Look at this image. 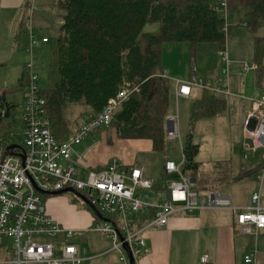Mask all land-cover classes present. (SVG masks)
Listing matches in <instances>:
<instances>
[{
	"label": "trees",
	"instance_id": "16d2710c",
	"mask_svg": "<svg viewBox=\"0 0 264 264\" xmlns=\"http://www.w3.org/2000/svg\"><path fill=\"white\" fill-rule=\"evenodd\" d=\"M226 1L227 10L247 9L244 25L250 31L257 33L264 29V0ZM219 2L55 0L63 22L55 38L47 37L44 43L52 44L58 65L57 78L53 85L41 88L55 137L59 141L67 140L82 125L79 126L78 119L87 110L92 113L90 117L99 113L125 83H130L137 89L124 100L106 129L115 128L120 138L150 139L155 150L166 153L170 140L167 132L170 78L163 65V45L165 42H187L192 55L205 42H218L221 52L226 50L230 26ZM29 22L30 16H22L14 32L13 40L19 49L31 47L35 37ZM148 23H157L158 29L145 31ZM254 60L261 74V84L264 78V34L255 37ZM53 75L51 71L49 77ZM220 75L221 69L218 72L221 78ZM20 81L21 89L27 92L30 83L27 67ZM13 91L9 89V92ZM7 93L8 90L0 91V151L5 153L10 148L19 152L24 146L18 141L12 122L17 103L9 100ZM227 107L225 98L203 90L193 97L191 129L200 118L222 114ZM77 110L79 114L74 117ZM199 151L200 145L194 142L190 132L183 142L185 161L182 172L189 178H198L197 190L205 186L199 176L201 164L196 160ZM229 164H216L219 181L228 174ZM260 168L261 165L243 169L236 179H232L258 176ZM176 177L168 174L164 165L161 177L154 182L155 190L163 188V182ZM79 192L85 195L84 191ZM41 196L45 201L49 194ZM93 205L95 209L86 204L96 223L103 220L116 222L117 218L104 212L98 203Z\"/></svg>",
	"mask_w": 264,
	"mask_h": 264
},
{
	"label": "built area",
	"instance_id": "2783aa9c",
	"mask_svg": "<svg viewBox=\"0 0 264 264\" xmlns=\"http://www.w3.org/2000/svg\"><path fill=\"white\" fill-rule=\"evenodd\" d=\"M219 1L227 16V1ZM42 41L46 42L47 37H43ZM222 54L224 80L229 82L230 59L226 50ZM248 68V63H244V69ZM27 70L30 83L23 113L24 148L19 151L23 150L24 159L14 154L2 158L4 153L0 151V248L8 250V243L11 242V253L0 257V264H81L84 260L77 255V247L72 242L74 231L48 213L42 193L37 191L35 184L45 191L68 187L84 191L93 204L98 203L104 212L115 216L116 222L103 220L97 222L94 229L111 238L112 249L120 253V260L125 264H130V259L124 244L127 243L134 255L145 244L144 238L139 236L141 229L132 228L129 220L131 213L147 214L148 226L162 227L179 210L195 213L202 209H232L242 233L257 234L259 229L264 228L261 188L253 193L251 205L245 207L233 205L228 194L213 188L208 189L206 195H201L195 188L196 182L182 172L184 155L180 163L173 159L165 162L166 172L177 176L169 181L165 198L153 195L154 181L145 175L143 167L135 165L127 168L117 160L110 161L103 169H91L86 179H80L77 168L73 164L64 165L62 161H71L75 146L85 137L108 127L114 113L137 87L125 83L107 101L102 111L85 121L67 140L59 141L52 132L46 114V99L31 63L27 65ZM177 83L179 95L186 97L191 95L194 86L216 93L228 91L201 82L196 74L187 81L179 80ZM253 119L256 121L253 122ZM168 120V137L180 138L177 117L172 116ZM245 126L247 137L252 139L254 147L264 148V93L255 95L253 112L249 113ZM246 148L251 146L246 144ZM258 179L262 184L264 160ZM62 233L65 235L62 243L43 239ZM255 252L246 257L247 262L253 260ZM199 264H211L208 255H203Z\"/></svg>",
	"mask_w": 264,
	"mask_h": 264
},
{
	"label": "crops",
	"instance_id": "0c3cea01",
	"mask_svg": "<svg viewBox=\"0 0 264 264\" xmlns=\"http://www.w3.org/2000/svg\"><path fill=\"white\" fill-rule=\"evenodd\" d=\"M29 3L30 0H0V15L3 10H12L14 15L17 12H23L22 16H29L28 13L31 9L28 6ZM33 16L30 17L33 18ZM37 20L40 21L39 17H37ZM252 45L250 46L254 50V44ZM230 58L232 60L229 62V82L225 87L221 86V78L224 79V75H222L223 59L220 60L219 65L221 78L218 73L213 75L212 72L210 76L212 80L207 75H201L202 77H200L195 68V71L193 69L190 74L184 76V74H179L178 71L173 70L171 65L165 66L163 64L166 75L173 77L172 80L169 77L168 118L175 116L173 112L175 103L177 104L178 116L185 117V114L192 108L193 97L198 96L203 90L208 91V89L205 90L201 86H194L189 97L179 95L178 80L187 81L193 74H196L201 82H207L211 87L220 86L227 89V93H216L212 90L209 93H216L225 98L228 106L238 108V105L242 104L243 101L246 108L242 110V114L245 115L246 120L249 113L253 112L250 109H253L255 95L264 93V78L260 84L261 74L258 72L255 61L253 66L248 63L249 68L244 69V63L247 62L239 61L240 57L233 55V53H231ZM249 70H254V73L251 74V85H241L244 76L248 75L246 72ZM211 82H215V84ZM79 110H77L74 117H77ZM225 113L226 111L222 114L203 118L213 117L219 120ZM91 115L92 113L87 110L86 114L78 119L79 126L87 121ZM256 116H258L257 113ZM74 117L72 116V118ZM224 120L226 121V116ZM255 121L253 119V122ZM21 128V132H17L14 128L17 139L19 137L23 138L25 129L23 116ZM167 159L175 160L170 154L155 150L152 140L147 138H120L115 128H107L85 137L81 143L75 146L71 161L63 160L62 164H73L77 168L78 177L86 179L91 169H103L110 161L117 160L127 168L132 165L143 167L145 175L156 182L162 175ZM228 159L230 158L216 159L218 161L213 164L214 178L216 176L220 177L217 173L216 164L219 162L227 163L229 162ZM250 159L249 163L244 165L237 155V161L229 162L230 164L227 166H230V170L228 174H225L224 180L221 179L220 181L230 187V190L221 192L228 194L235 206L245 207L251 205L253 193L260 188L262 192L261 203L264 205V181L261 184L258 176L234 180L243 169H252L261 165L264 160V152L261 153L260 158L256 154ZM175 161L180 163L182 160ZM198 162H200L202 168V161ZM199 176L202 178L201 170ZM195 179L194 182H197L198 178ZM168 183L169 180L163 182V188L159 190L154 188L153 195L165 198L162 195H164ZM214 188L216 187L213 186ZM51 196L45 199L47 211L66 228L74 231L72 242L77 247V255L84 259L81 264H125L120 260V253L112 249L111 238L94 229L96 221L87 206L83 207L77 201H73L62 194ZM129 220L132 222L133 229H141L139 236L145 240V244L135 254L136 264H199L201 257L205 254L208 255L211 264H264V228L259 229L257 234L242 233L232 209H202L195 213L179 210L170 217L168 224L162 227L148 226L149 217L147 214L131 213L129 214ZM60 235H62V239L57 243H62L65 240V235L63 233ZM253 252H255L253 260L247 262L246 257ZM5 256H8V251L4 249L0 253V257Z\"/></svg>",
	"mask_w": 264,
	"mask_h": 264
},
{
	"label": "rangeland",
	"instance_id": "374dc122",
	"mask_svg": "<svg viewBox=\"0 0 264 264\" xmlns=\"http://www.w3.org/2000/svg\"><path fill=\"white\" fill-rule=\"evenodd\" d=\"M31 9L29 16H33L32 23L29 22L35 35L36 43L32 44L28 49L17 48L14 43V31L23 15V12L13 14L12 10H3L0 15V91L8 90V99L17 103L16 109L12 116V122L17 132H21L22 116L24 113V103L27 92L21 89V77L29 63L32 64L34 72L38 75L39 86L46 89L53 85L57 78V59L53 55V47L51 43H44L43 37H48L51 40L55 38L57 32L63 22L60 9L55 5V0H30ZM247 9H233L227 10V21L230 26V32L226 42V51L229 57L231 53L240 57L239 61L247 62L249 65H254V50L250 45L254 44L257 35H263L264 29H260L257 33L250 31L245 24V13ZM33 14V15H32ZM35 17V18H34ZM39 17L40 21L37 20ZM15 28V29H14ZM157 23H148L145 31L157 30ZM177 45V46H175ZM253 46V45H252ZM220 50L218 42H205L195 55H192L190 45L187 42H167L163 50V64L171 65L172 69L178 71L179 74H190L193 69H197V73L207 75L211 80L213 75L219 72L220 60L223 54ZM230 60H232L230 58ZM194 69V71H195ZM53 71L52 78L49 77L50 72ZM223 71V70H222ZM254 70L246 72L244 81L241 85H251V74ZM222 75L223 72H222ZM225 76V75H224ZM172 80V76H169ZM180 81H184L179 79ZM178 80V81H179ZM222 87H225L226 80L222 79ZM246 80V81H245ZM246 82V83H245ZM215 84V82H211ZM9 89H14L9 92ZM207 92H211L208 90ZM173 112L175 117L178 116L177 104L175 103ZM245 103L242 101L238 108L227 107L225 115L221 119L216 118H200L191 129V109L185 114V117L178 116L177 122L179 124L180 138L170 139L167 149V154H170L175 160H182L183 157V142L187 135L192 132L193 140L200 145L196 159L202 161L201 175L203 188H199L201 195H206L208 186H215L218 191H228L230 187L220 182L216 176L214 178L213 164L218 160L217 158H230V163L237 161V155L240 157L243 164L246 165L251 160L250 158L256 154L260 158L261 153L264 152L263 147H254L252 139H249L246 134L245 115L243 116ZM253 110L252 108L250 109ZM74 115V113L72 114ZM226 116V121L224 117ZM218 121V122H217ZM106 129V128H105ZM19 135V134H18ZM20 136V135H19ZM18 141L24 146L23 138L19 137ZM246 144L251 148L247 149ZM62 195L77 201L83 207L86 203L79 198L75 193L66 192ZM163 197H167V192L164 191ZM52 197L51 195L48 196ZM47 197V198H48ZM189 213V212H188ZM122 225L121 221L119 223ZM57 243L62 239V235L56 237L43 238ZM138 250V249H137ZM135 251V254L137 252ZM4 251L0 248V253ZM8 256L11 253V242L8 243Z\"/></svg>",
	"mask_w": 264,
	"mask_h": 264
},
{
	"label": "water",
	"instance_id": "95a60500",
	"mask_svg": "<svg viewBox=\"0 0 264 264\" xmlns=\"http://www.w3.org/2000/svg\"><path fill=\"white\" fill-rule=\"evenodd\" d=\"M170 129V122L169 120L167 121V130ZM18 155L20 156L22 159H24V152L22 150V152H15L12 149L9 148V150H7L4 154L2 158H5L7 155ZM193 181H196L195 178L192 179ZM36 189L37 191H39L42 194H49V195H59V194H63L66 192H72L75 193L79 198H81L86 204L90 205L91 208L95 209V206L93 205V203L82 193H80L78 190H76L75 188L72 187H68V188H64L62 190H58V191H45L42 190L40 187H38L36 184ZM124 248L128 253L129 259H130V264H136V258L135 255L133 254L132 250L130 249V247L127 245V243L124 244Z\"/></svg>",
	"mask_w": 264,
	"mask_h": 264
}]
</instances>
